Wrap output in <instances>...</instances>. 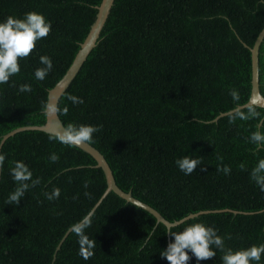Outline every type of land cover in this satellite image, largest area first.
Instances as JSON below:
<instances>
[{
	"label": "trees",
	"instance_id": "trees-1",
	"mask_svg": "<svg viewBox=\"0 0 264 264\" xmlns=\"http://www.w3.org/2000/svg\"><path fill=\"white\" fill-rule=\"evenodd\" d=\"M99 1L0 0V22L30 10L51 22L49 35L19 60L20 73L0 84V137L44 121L47 89L70 63ZM263 25L264 0H112L95 44L56 102L63 126H103L89 143L104 156L118 187L169 221L207 209L169 227L179 231L185 221L203 222L234 250L264 243V192L249 176L264 149L248 139L257 125L264 128V106L256 104L259 120L230 123L232 111L216 115L236 105L230 89L239 92L240 103L247 99L248 46ZM41 55L53 64L43 81L34 76ZM257 82L264 95V34ZM24 83L30 92L18 91ZM69 95L84 103L73 104ZM52 134L24 128L0 143L6 157L0 168V264H169L160 255L174 240L169 227L111 189L102 194L105 178L94 157L50 139ZM53 152L59 156L54 163L48 159ZM185 155L201 161L191 175L175 163ZM217 156L230 175L217 171ZM14 159L40 178L19 205L7 204L16 187L9 170ZM54 187L60 195L48 200L44 193ZM85 215L92 218L85 234L96 241L88 260L78 254V237L70 230ZM214 250L215 257L201 261L189 251L188 264H221Z\"/></svg>",
	"mask_w": 264,
	"mask_h": 264
},
{
	"label": "clouds",
	"instance_id": "clouds-1",
	"mask_svg": "<svg viewBox=\"0 0 264 264\" xmlns=\"http://www.w3.org/2000/svg\"><path fill=\"white\" fill-rule=\"evenodd\" d=\"M51 31V22L46 20L43 14L30 10L24 13L22 18L9 15L3 22H0V84L9 82L10 77L20 73L19 60L26 59L36 48V42L42 38H46ZM39 62L42 65L35 69L34 76L37 80L43 81L51 71L52 60L47 55H41ZM13 87L15 83L13 82ZM31 85L20 84L18 91L30 92ZM229 94L233 101L236 102L235 109L228 114L229 122L234 123L237 119L248 121L252 119L259 120L260 112L257 111L255 102L246 104L240 103V94L235 89H230ZM73 104H83L84 100L75 95L67 97ZM42 109L46 115L55 116L61 112L56 102L50 99L42 104ZM69 109L67 106L63 108V114L67 115ZM102 125L91 124H75L69 122L66 126L58 127L50 139L56 140L63 145L69 147H78L85 142H91L93 134L102 129ZM249 142L258 148L264 149V128L257 125L256 130L251 132L248 138ZM5 155L0 153V168L5 162ZM49 161L56 162L59 156L53 152L49 157ZM220 163L217 165V171L226 175L231 174L230 166L223 164V157L217 156ZM177 167L186 175L195 172L198 165H201L199 159L185 155L175 161ZM10 175L16 184L7 199V204L19 205L22 197L30 189L40 183V178L33 179V173L29 166L23 160H11ZM242 171L246 170L244 163L239 165ZM203 170V169H202ZM250 179L264 192V158L258 159L257 163L251 168L249 173ZM30 182V183H29ZM48 200L57 199L60 195L59 187H54L51 192H45ZM92 223L90 215H85L80 221L71 225V232L78 237L79 255L84 259H90L95 253L94 249L96 241L90 239L85 234V229L89 228ZM185 226L182 230L172 231L169 227V233L174 240L170 241L165 249L160 252L162 258H166L169 264H188L191 259L189 251L195 256L197 261L208 260L217 255L214 249H218L221 253V264H252L253 261L259 264L262 254H264V243L259 245L252 244L247 248L234 250L232 247L225 245V237L218 234V229L213 226H206L203 222H184ZM155 231V230H154ZM227 239H231L228 234ZM151 235L144 238V244H148Z\"/></svg>",
	"mask_w": 264,
	"mask_h": 264
},
{
	"label": "water",
	"instance_id": "water-1",
	"mask_svg": "<svg viewBox=\"0 0 264 264\" xmlns=\"http://www.w3.org/2000/svg\"><path fill=\"white\" fill-rule=\"evenodd\" d=\"M112 3V0H100L96 5V11L94 18L92 22L89 25V28L83 37V39L79 42V47L75 51L70 63L66 67L65 71L62 73V75L53 83L52 86H50L47 89L46 93V101L48 102L50 99H53L54 102H57V99L62 92V90L65 88L69 80L73 77L75 71L78 69L79 65L81 64L82 60L85 58V55L89 51V49L95 44L96 38L98 36L99 30L105 20V17L108 13V9ZM264 34V25L258 30L253 43L248 46V49L250 51V90H249V95L247 99L242 102L241 104H246L250 102H255L257 105L264 106V95L260 93L258 90V82H257V47L259 44V41ZM236 105L233 107L220 111L216 116L225 114L228 112H231L235 109ZM44 111V110H43ZM45 119L42 123L40 124H24V125H19L16 126L6 132H4L1 137H0V143L1 141L9 134L13 133L16 130L19 129H24V128H37L41 129L47 132L54 133V131L58 127H62L63 124L61 123L59 117L57 114L55 116H49L46 115L44 112ZM214 117V119L216 118ZM84 151L88 152L91 154L94 159H95V165L100 166L102 169V172L104 174L105 178V183L106 186L102 192L104 194L107 192L109 189L120 195L121 197L125 198L126 200L131 201L132 203L146 209L149 211L156 219V221H161L166 228H168L170 225L176 224L182 219L193 216L197 214L198 212L202 211H207V209L204 210H198L194 212H189L186 215L178 218V219H173L171 221L167 220L164 218L154 207L149 205L148 203L134 197L131 195L130 191H124L120 187L116 185L114 182L111 170L109 165L107 164L104 156L102 153L95 148L92 144L89 142L83 143L81 146H78ZM227 209V208H224ZM236 211V210H233Z\"/></svg>",
	"mask_w": 264,
	"mask_h": 264
}]
</instances>
